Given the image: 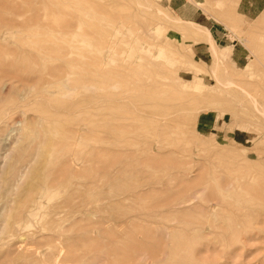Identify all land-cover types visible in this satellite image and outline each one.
<instances>
[{
    "label": "rangeland",
    "instance_id": "obj_1",
    "mask_svg": "<svg viewBox=\"0 0 264 264\" xmlns=\"http://www.w3.org/2000/svg\"><path fill=\"white\" fill-rule=\"evenodd\" d=\"M226 1L0 0V264H264V172H243L264 171V117L224 90L185 130L206 103L179 54L208 87L214 57L165 23L211 30L264 106V0L233 29Z\"/></svg>",
    "mask_w": 264,
    "mask_h": 264
},
{
    "label": "bare ground",
    "instance_id": "obj_2",
    "mask_svg": "<svg viewBox=\"0 0 264 264\" xmlns=\"http://www.w3.org/2000/svg\"><path fill=\"white\" fill-rule=\"evenodd\" d=\"M207 2V0H206ZM239 0H227L223 5L224 7V12L226 13V18L221 20V23H225L227 25H229V27L231 28V24H228V22L226 21V19H229V15L231 14V12H233V9L237 6ZM208 15H210L208 8H204L201 5H199ZM158 10V9H157ZM159 11V10H158ZM157 11V12H158ZM160 12V11H159ZM28 13V12H27ZM155 13V11H154ZM162 14V11L160 12ZM159 13V14H160ZM160 14V15H161ZM164 14V13H163ZM166 14V13H165ZM24 15V14H23ZM22 15V16H23ZM158 15V13H157ZM168 15V14H166ZM170 15H168L167 17H165V23L168 22L171 24V27L177 30V33L180 34V36L182 37V39H189L191 42H193L194 44H199L200 42L206 41L209 45H210V49L212 51L213 57H214V64L212 66V74L216 79V85L214 87H208L207 85H205L203 83V80L199 77V74L203 73V70L201 69V67H199L198 63H196L195 61H193L192 56H193V51L192 48H188V53L185 54H179V57L182 60H186L187 62H189L190 66H192L191 68V72L194 74V79L191 81H186L188 83L187 89H189V91L191 93L194 94L195 98L198 100H202L203 102H205L206 104L203 105L202 107H198L195 108L192 111V114L187 117L183 123L184 129L186 130L189 125V123H192L195 125L197 118L199 117L201 112L204 111H208L211 109V103L216 100L217 96L222 93L224 90H227V93L229 91H238L239 95L241 94V99L242 103H244L243 101H247L246 103H248V105L251 107L253 113L255 114V116L258 117L259 116H263L264 117V106L260 103V101L258 99L255 98L251 95V93L248 91V89H246L245 87H242L243 84H246V78L249 76V72L250 69L246 68V69H236L237 71H241L242 70V74L239 75H235V73H230L229 72V65H227L228 63V59L230 60V58H228V54L230 52V48L227 49H222L219 50L216 47V42H215V37L213 36V33L211 30L206 29L204 27L199 26L198 24L192 23V22H185L183 20H181L180 18H174L173 16L169 17ZM163 18V17H162ZM158 19V17H157ZM161 19V17H160ZM163 23H164V19H163ZM167 24V23H166ZM23 25V24H22ZM165 25V24H164ZM18 26V25H17ZM20 28V27H19ZM21 29V28H20ZM23 29H26L23 27ZM233 29V26H232ZM26 31V30H24ZM118 31V30H117ZM4 32V31H2ZM6 33V32H5ZM25 33V32H24ZM3 35V34H2ZM8 34H6L7 36ZM116 36V35H115ZM4 38V37H3ZM115 38V37H114ZM7 39V38H6ZM6 41V40H5ZM111 41V40H110ZM113 44V43H112ZM111 44V45H112ZM109 45V44H107ZM111 50L114 46H111ZM219 47V46H218ZM109 49V46H108ZM109 53L111 54L112 52ZM4 56V55H3ZM109 56V55H108ZM130 56V55H129ZM128 56V57H129ZM126 57V56H125ZM135 56H133L134 58ZM133 58H131L133 60ZM138 58V56H137ZM125 59V58H124ZM123 59V60H124ZM139 59V58H138ZM105 60V59H104ZM127 60V59H125ZM131 60V63H132ZM128 61V60H127ZM134 61V60H133ZM135 61H136V57H135ZM140 62V61H139ZM106 64L105 61L102 62L101 65ZM136 63V62H135ZM134 64V63H133ZM235 70V69H234ZM208 88V89H207ZM229 90V91H228ZM219 98V96H218ZM218 100V99H217ZM163 112V111H161ZM158 113V112H157ZM157 113H152L150 114V116L152 117L150 119L151 122L150 124L155 123L157 124L159 127H168L169 123H171V121H164L162 122V120L159 119V117L157 119H155V116H158ZM231 117L234 116L233 113L228 112ZM163 114V113H162ZM224 114H227L225 111L221 112L220 116H223ZM165 115V114H164ZM237 115V114H236ZM171 116V115H170ZM169 116V117H170ZM173 116V115H172ZM171 116V117H172ZM168 117V118H169ZM170 117V119H171ZM238 117V116H236ZM160 118H164V117H160ZM167 118V117H166ZM167 118V120H168ZM173 118V117H172ZM234 118V117H233ZM254 118V117H253ZM143 119V118H142ZM165 119V118H164ZM252 119V118H251ZM254 120V119H253ZM174 121H172L173 123ZM177 122V121H175ZM174 122V123H175ZM236 122V121H234ZM247 122V121H246ZM173 123V125H174ZM237 123V122H236ZM240 123V122H239ZM243 123V121H242ZM245 123V122H244ZM155 125V126H157ZM234 125V124H233ZM241 125V123L239 124ZM232 126V125H231ZM236 126V125H235ZM238 126V125H237ZM245 126H239L240 129H242ZM163 129V128H162ZM163 131V130H162ZM161 131V132H162ZM157 132V131H156ZM159 133V132H158ZM198 134V133H197ZM156 135V133H155ZM154 135V136H155ZM162 135V134H161ZM160 136V135H159ZM158 136V139H159ZM152 137V136H151ZM151 139V138H150ZM155 139V138H154ZM157 139V137H156ZM155 139V142H156ZM160 141V140H159ZM237 145V143H235ZM239 145V144H238ZM230 152V151H229ZM231 153V152H230ZM232 154V153H231ZM231 157V156H230ZM233 157V155H232ZM236 157V155L234 156ZM251 161V160H250ZM243 172L247 173V174H260L263 175V170L261 169H255L252 166H246L245 168H243ZM38 203V202H37ZM174 206V205H173ZM177 207V206H176ZM33 213V212H32ZM167 235V234H166ZM138 240V239H137ZM134 248V247H133ZM141 248V247H140ZM126 252V251H125ZM141 252V251H140ZM138 253V252H137ZM142 253V252H141ZM157 256V255H155ZM158 259V258H157ZM135 260V259H134Z\"/></svg>",
    "mask_w": 264,
    "mask_h": 264
},
{
    "label": "crops",
    "instance_id": "obj_3",
    "mask_svg": "<svg viewBox=\"0 0 264 264\" xmlns=\"http://www.w3.org/2000/svg\"><path fill=\"white\" fill-rule=\"evenodd\" d=\"M208 53L209 54L211 53V49H210V51H208ZM215 122L218 123L219 118L217 117L215 119H212L208 113L201 115L199 118L200 127H202V128L212 127Z\"/></svg>",
    "mask_w": 264,
    "mask_h": 264
}]
</instances>
